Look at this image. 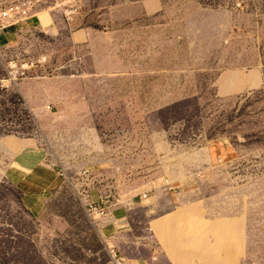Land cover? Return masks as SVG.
Masks as SVG:
<instances>
[{"label":"rangeland","instance_id":"1","mask_svg":"<svg viewBox=\"0 0 264 264\" xmlns=\"http://www.w3.org/2000/svg\"><path fill=\"white\" fill-rule=\"evenodd\" d=\"M149 1L174 2L42 0L41 26L35 19L31 33L0 37V163L23 153L28 163L68 167L39 222L21 208L12 183L0 185V264H111L112 248L127 264H264V0H188L214 11L183 13V24L199 25L198 43L193 31L176 43L147 42L146 28L136 43L118 19ZM194 52L201 58L195 61ZM15 61L30 67L12 82ZM79 72L93 74L72 75ZM53 77L76 80L56 91V100H109L121 84L165 78L187 96L143 125L116 121L118 106L78 126L38 121L45 95L28 84ZM148 126L171 132L163 158L147 154L141 162L149 164L130 174L116 165L117 155L101 153L119 132ZM220 142L232 154L198 153ZM95 206L106 215L91 213Z\"/></svg>","mask_w":264,"mask_h":264},{"label":"crops","instance_id":"2","mask_svg":"<svg viewBox=\"0 0 264 264\" xmlns=\"http://www.w3.org/2000/svg\"><path fill=\"white\" fill-rule=\"evenodd\" d=\"M173 1L174 2L169 4L159 5L149 1L140 7L138 6L134 12V7H132L130 19H123V15L121 14L122 18L118 19L119 23L124 24L125 20V24H128L130 27L131 37L136 39V43L139 41L138 34L140 28H146L147 42L155 44L176 43L180 40H187L188 33L193 31L195 33L193 41L194 43H198L197 41L200 39L197 38L199 25L189 23V25L186 26L187 22L183 24L182 21L185 15H183V13L192 12L194 13L192 17L197 18L198 16L201 17L203 12L209 15L211 11H214L202 10L201 6L197 7L195 3L190 4L188 0ZM121 8L122 5L116 6L115 12L122 13L123 10ZM143 21L145 22L144 25H142ZM83 34L85 38L92 37L89 31H85ZM120 34H122V32ZM114 35H119V31H115ZM184 54L186 53L179 52L176 55L184 56ZM201 54L200 52H194L192 53V57L196 61L201 58ZM196 72L197 67L190 69L188 72L186 70L187 74H194ZM74 74L81 76L93 73L79 72L73 73L72 75ZM165 79H158L156 82L146 85L138 83L131 84L130 88H123L121 84L118 89H115L116 93L114 94V98L109 100L105 97H101V95L100 98L97 99L87 97L56 100L53 97L54 94L56 95V91L60 90L65 92L67 91V86L71 85V87H73V83H68L76 80L53 77L38 82H30L28 86L35 90L38 89V92L41 91L43 95H45V104L38 107V121H41L44 117H50L51 121L54 123L68 122L72 123L73 126H78L80 123L90 122L92 120L91 117L96 116L95 113H97L98 120L105 117L106 107L118 106L117 113L115 114L114 112L116 121L134 124L139 123L143 125L144 123H152L155 117L161 114L160 112L164 113V111L168 110L180 97L187 96V91L181 92L182 90L177 89V87L172 88L174 84L172 85L171 81L166 82ZM236 80L237 79H235V84L237 82ZM140 85L147 87L145 94H139V90L142 89ZM98 87L100 91L105 92L107 90L106 84H101L99 82ZM87 89L92 90L90 87H87ZM26 90L27 89H24L22 84L18 85L19 95H21L27 103H30L28 102L29 95ZM123 91H128L130 93L123 94ZM53 107H63L66 109L62 111L64 113L59 114L57 113L58 110L56 111L57 108L54 111ZM48 108L51 110H48ZM115 136L114 141L116 143L104 147V149H100L101 153L105 155L108 152V154L117 155L119 158L116 159V165L122 167L121 170L124 172L129 171L130 174L138 171L140 167H145V164H149L146 160L141 162L142 157L147 154L158 155L163 158V155L168 153L167 151H169L172 143V135L169 129L155 130L149 126L148 129L142 128V131L138 128L130 129L128 132H119V134ZM175 141L178 143L177 140ZM194 141L196 142L197 140L195 139ZM200 144L202 145L201 141ZM181 145L188 148L187 143ZM204 149H209L210 153L215 151L212 149H216L217 156L224 153L227 155L232 154V150L225 142L214 143L212 146L198 149V153H202ZM195 152L197 151L195 150ZM14 163L17 165L15 166ZM87 164H89V162L85 165ZM63 168L66 170L68 169V167L65 168L62 164L44 165L41 162H38V164L28 163L23 153L15 154L12 159L10 154H7L4 156L3 163H0V185L5 186L12 183L20 194L21 208L27 211L31 217H37V221L39 222L43 216L47 202L53 198V193L51 192L61 185L62 181L60 177H62V175L60 172ZM137 178L138 177L130 178V182H132V184L133 182H138L139 180ZM152 184H154L152 180L144 181V185Z\"/></svg>","mask_w":264,"mask_h":264},{"label":"built area","instance_id":"3","mask_svg":"<svg viewBox=\"0 0 264 264\" xmlns=\"http://www.w3.org/2000/svg\"><path fill=\"white\" fill-rule=\"evenodd\" d=\"M42 0H38V13L35 11L36 0H0V37L5 40H10L14 37H20L24 32L31 33L36 24L35 19L40 25L39 5ZM73 12V11H72ZM37 25V24H36ZM29 63L25 66H18L17 61L10 63L11 72L9 73L10 79L8 81L16 80L17 75L26 76ZM30 65V64H29ZM11 85V83H10ZM91 213L106 215L104 209L99 206L91 207ZM112 262L111 264H127L126 258L121 257L115 248L110 250Z\"/></svg>","mask_w":264,"mask_h":264},{"label":"bare ground","instance_id":"4","mask_svg":"<svg viewBox=\"0 0 264 264\" xmlns=\"http://www.w3.org/2000/svg\"><path fill=\"white\" fill-rule=\"evenodd\" d=\"M39 17H40V14H39ZM41 25V24H40Z\"/></svg>","mask_w":264,"mask_h":264}]
</instances>
